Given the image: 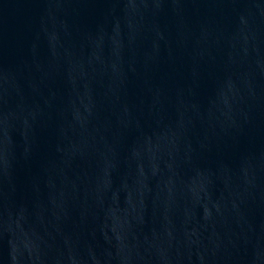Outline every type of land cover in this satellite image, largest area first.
<instances>
[{"label":"water","instance_id":"1","mask_svg":"<svg viewBox=\"0 0 264 264\" xmlns=\"http://www.w3.org/2000/svg\"><path fill=\"white\" fill-rule=\"evenodd\" d=\"M0 264H264V0H0Z\"/></svg>","mask_w":264,"mask_h":264}]
</instances>
